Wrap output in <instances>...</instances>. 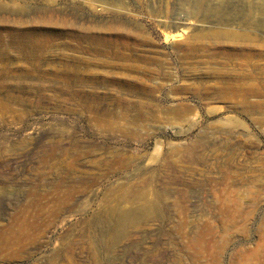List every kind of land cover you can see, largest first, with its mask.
I'll list each match as a JSON object with an SVG mask.
<instances>
[{
    "label": "rangeland",
    "instance_id": "obj_1",
    "mask_svg": "<svg viewBox=\"0 0 264 264\" xmlns=\"http://www.w3.org/2000/svg\"><path fill=\"white\" fill-rule=\"evenodd\" d=\"M109 3L0 0L3 39L53 15L119 46L72 50L89 99L0 83V264H264V0Z\"/></svg>",
    "mask_w": 264,
    "mask_h": 264
},
{
    "label": "bare ground",
    "instance_id": "obj_2",
    "mask_svg": "<svg viewBox=\"0 0 264 264\" xmlns=\"http://www.w3.org/2000/svg\"><path fill=\"white\" fill-rule=\"evenodd\" d=\"M44 1H46L47 3H56L58 0ZM83 2L90 9H94L97 7H102V9H105L107 5L108 7L112 6L109 3V0H83ZM25 8L19 7L18 9L23 10ZM49 11L53 13L52 10ZM49 17L53 18L54 16L52 15ZM51 18H46L45 21L41 24L26 25L23 28H18L17 30L10 32V35L7 36V39H3L0 37V83H2V81H5V83L7 82L6 84L13 86L15 83L12 82L16 81L13 80L12 76H15L17 80L23 82L28 79H31L32 82L34 80L35 82L32 84L37 87L38 91H41V89L43 88L48 89L59 87L61 89V91H59V94H43L47 97L58 98L63 95L66 96V98L68 97L69 99L79 100L83 96H88L89 99V97L96 95V93L94 94V92L85 90L86 87L84 88V85L86 80L88 82L93 81L92 83L96 84L100 80L105 79L103 77L104 74H100L98 72L94 73L91 69H88V66H91L95 61H93V58L91 59L92 62H87L86 59L88 58L82 59L79 56L80 54L77 55L78 57H76L73 55L72 50H77V48H79V50L81 51V43L86 40H91L92 43L97 44L99 47L104 45L105 47L112 49L114 43L109 39V43H106L105 41L107 39L105 37H102L100 33L93 32L90 29H86L85 27H76L75 24L69 23L68 19L54 21ZM89 33H94L98 37H89L87 36ZM180 35L181 33H178L175 34L174 37ZM150 41L151 40L148 38L143 39V42L141 40V42L144 44ZM115 44L114 47L116 49H119V46H115ZM63 47L68 49L64 48L65 51L63 52ZM66 50H71L72 53H67ZM107 51V49L102 51L99 48L98 51H95V54L105 55L108 53ZM114 56L116 58H119V53L116 52ZM121 57H123V59H127L125 55ZM136 60L144 63L149 61V59L145 56L137 57ZM81 66H85L86 68H81ZM137 69L140 70V67L137 66ZM4 70L7 71V75L5 74L6 76H2V72ZM17 71H21V74L18 73L21 77H18L16 75ZM159 75L165 79L168 77L167 74H164L162 72ZM102 98H105V95ZM157 204L152 201L147 205L144 211H141V213H148L152 216L157 214ZM120 215L121 216L118 217L117 222L123 226L129 225L133 221V218L129 215L122 214L121 212ZM116 238L113 239L112 237L111 239L116 240Z\"/></svg>",
    "mask_w": 264,
    "mask_h": 264
}]
</instances>
